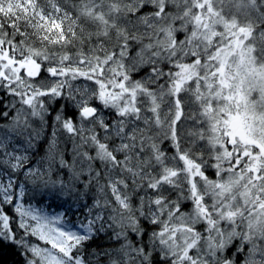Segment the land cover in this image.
I'll use <instances>...</instances> for the list:
<instances>
[{"label": "snow or ice", "instance_id": "snow-or-ice-1", "mask_svg": "<svg viewBox=\"0 0 264 264\" xmlns=\"http://www.w3.org/2000/svg\"><path fill=\"white\" fill-rule=\"evenodd\" d=\"M0 264H264V0H0Z\"/></svg>", "mask_w": 264, "mask_h": 264}, {"label": "trees", "instance_id": "trees-1", "mask_svg": "<svg viewBox=\"0 0 264 264\" xmlns=\"http://www.w3.org/2000/svg\"><path fill=\"white\" fill-rule=\"evenodd\" d=\"M53 211H55V209H53ZM8 257H9V259H12V258H14V257L12 256V253H11V251H9V253H8Z\"/></svg>", "mask_w": 264, "mask_h": 264}]
</instances>
